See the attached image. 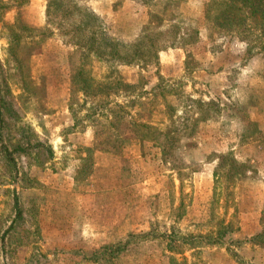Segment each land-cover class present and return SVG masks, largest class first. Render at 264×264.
<instances>
[{
    "label": "rangeland",
    "instance_id": "1",
    "mask_svg": "<svg viewBox=\"0 0 264 264\" xmlns=\"http://www.w3.org/2000/svg\"><path fill=\"white\" fill-rule=\"evenodd\" d=\"M177 1L192 21L180 36L197 31L195 42L124 66L104 55L83 60L92 28L71 33L81 15H47V0H0V264H264V236L251 241L264 233L259 36L209 31L208 0ZM73 2L99 18L94 29L123 55L161 11L129 0ZM100 35L95 47L104 45ZM171 41L166 34L160 45ZM83 62L94 84L132 88L110 97L71 91ZM199 114L205 119L188 137ZM136 124L179 130L166 161L157 141L141 145ZM102 127L124 143L106 134L95 141ZM223 155L244 172L230 179L222 170L216 180Z\"/></svg>",
    "mask_w": 264,
    "mask_h": 264
},
{
    "label": "trees",
    "instance_id": "2",
    "mask_svg": "<svg viewBox=\"0 0 264 264\" xmlns=\"http://www.w3.org/2000/svg\"><path fill=\"white\" fill-rule=\"evenodd\" d=\"M136 1L145 4L154 5L157 3L160 8V12H157L151 16V22L144 28L141 36H139L136 40V44L131 53L121 54L120 47L122 46L119 42H110L109 39L105 36L103 30L100 27L96 26V23H99V18L88 8L82 7L73 0H70L69 3L64 4L65 0H47V15L53 9L55 11H59L63 13V16L70 17L74 12L78 15H81L80 25L72 30L71 33L78 34L79 32H84L86 27H91L92 31L90 32V36L87 38L86 46H81L83 52V60L87 61L91 56L97 57L99 60L103 59V55L105 56V62L111 63L116 62L117 65L130 66L133 64L141 63L142 65L153 64L158 60L159 52L164 51L167 48H173L178 44L190 43L191 45L195 42V37L197 36V31H188L186 29V33L184 36H180L181 24L185 22H192L190 19L185 18L178 11V4H180L177 0H129ZM69 6V7H67ZM153 20V21H152ZM153 22V23H152ZM204 23L205 27L209 29V31H213L214 33H228L233 35H244L243 38L248 37L250 35L258 34L259 37L256 38V41L259 44L260 51L264 53V0H208L205 4V14H204ZM167 24V29H164V25ZM103 35L102 42L103 46L95 47V37L96 35ZM166 34H170L172 36L171 45L161 46L160 42L164 39ZM100 35V36H101ZM242 37V36H241ZM255 41V40H254ZM261 42V43H260ZM107 46V47H106ZM129 46V45H125ZM124 47V45H123ZM106 50H109L106 52ZM110 57L109 59H107ZM82 60V61H83ZM85 63L81 65V67L71 76L70 84L71 91L73 92H81L84 96L88 97H96L99 95H104L105 97H110L111 95H115L117 91L120 89L130 90L132 86L129 84H124L120 80L116 81L113 86L105 85V87L99 86V84H94L91 78L85 76V71L83 66ZM113 67V65H109ZM113 72L112 70H110ZM87 75V74H86ZM1 85H0V115L1 109L4 104V100L1 96ZM106 104L107 102H103ZM194 106L200 109H203L205 104L202 101L195 100L193 101ZM207 106H212L213 103L209 102L206 104ZM210 110V108H207ZM206 109V110H207ZM208 110V111H209ZM94 115V113L92 114ZM205 119V114L200 115L193 119L192 127H189L186 135L188 137H192V134L195 132V123L203 121ZM78 126V121L75 119L74 127ZM137 132L140 135L141 145L144 146L147 143L157 141L155 144L160 145L161 155L164 161L168 159L171 155V151L176 142L177 137L179 135V130L174 128L173 130H167L166 132H162L155 127L149 126L147 124H136ZM112 128V126H111ZM187 128V127H186ZM98 131H95V141L102 138V134H106L105 141H109L107 138L114 137V145L120 143H124L120 141V136L114 135L108 129L102 127L97 128ZM185 129V128H184ZM118 142V143H117ZM108 146V144L99 145L101 151L118 154L119 151H112ZM106 148V149H104ZM4 149V147H3ZM6 149V148H5ZM176 167V166H173ZM225 171L226 175L230 179H234L241 174V171L244 172V165L239 163L236 159L231 157L230 155H223L220 157V162L215 168L213 173L215 179L219 177L220 172ZM228 229V226L225 227ZM224 228V229H225ZM264 236V233H261L255 236L251 241H255ZM215 243V241L211 242ZM108 248L104 247L103 250ZM113 250H119L113 249ZM168 250L172 251V246L169 245Z\"/></svg>",
    "mask_w": 264,
    "mask_h": 264
},
{
    "label": "crops",
    "instance_id": "3",
    "mask_svg": "<svg viewBox=\"0 0 264 264\" xmlns=\"http://www.w3.org/2000/svg\"><path fill=\"white\" fill-rule=\"evenodd\" d=\"M183 5H184V4H183ZM185 5H186V4H185ZM188 14L191 15L192 13L188 12ZM89 144H90V140H89L88 142L83 143V145H86V146H89Z\"/></svg>",
    "mask_w": 264,
    "mask_h": 264
}]
</instances>
